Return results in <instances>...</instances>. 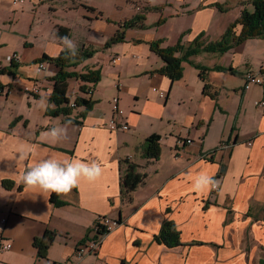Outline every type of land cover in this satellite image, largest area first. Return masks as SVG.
Segmentation results:
<instances>
[{
  "label": "crops",
  "instance_id": "crops-1",
  "mask_svg": "<svg viewBox=\"0 0 264 264\" xmlns=\"http://www.w3.org/2000/svg\"><path fill=\"white\" fill-rule=\"evenodd\" d=\"M137 2L146 10L159 7L151 12H160L155 23L165 18L158 26L162 30L153 35L148 28H130L124 44L76 67L102 71L101 80L89 84L94 107L78 124L40 108L42 100L50 104L49 77L59 69L47 62L40 70L34 60L61 53L60 26L71 29L69 39L75 27L82 33L77 48L104 47L110 36L88 27L93 18L85 11L94 10H83L82 0H0V220L6 217L4 235L13 242L11 250L0 251V264L264 262V105H258L264 87L246 79L248 72L264 74V38H250L227 53L193 55L176 81L158 71L165 63L150 46L159 38L165 47L174 45L183 34L186 45L202 33L205 41H217L244 8L254 6L251 0ZM60 4L67 17L56 20ZM115 56L120 62H112ZM71 80L70 99L86 96L80 80L70 93ZM114 97L128 130L110 126ZM56 126L67 127L60 140L48 134ZM152 134L161 136L157 160L145 155ZM21 148L30 154L21 157ZM50 156L95 160L104 172L96 181L82 179L68 193L23 184L24 172ZM202 173L216 180L217 190H195ZM5 179L15 185L6 189ZM125 181L134 187L127 189ZM57 200L62 203L55 205ZM105 216L119 220L118 227L105 235L98 253L79 258L77 249L97 233L96 223ZM167 220L181 231L180 246L155 239ZM47 230L56 237L47 256L40 257L34 240Z\"/></svg>",
  "mask_w": 264,
  "mask_h": 264
},
{
  "label": "trees",
  "instance_id": "trees-1",
  "mask_svg": "<svg viewBox=\"0 0 264 264\" xmlns=\"http://www.w3.org/2000/svg\"><path fill=\"white\" fill-rule=\"evenodd\" d=\"M135 4H138L137 0H130ZM254 8L249 10L244 8L241 15L225 31L222 38L214 42L205 41L204 33L194 38L188 45L183 42V37L180 36L174 45L164 46L163 39L159 38L150 42L153 52L158 54L164 61V67H161L158 71L163 75L168 76L173 81L181 80L183 78V63L189 61L191 56L198 55L202 52L210 53H227L234 46L244 43L250 38H264V0H251ZM245 5L246 2H243ZM220 10H225L226 6L223 4H216ZM159 7H153L152 9H158ZM95 10V9H93ZM151 10V9H150ZM145 11L136 13L133 17L119 24L115 35L111 38V42H123L126 39L127 30L145 29L148 28L145 23L146 20ZM166 21L165 18H161L156 22L157 25ZM71 29L69 27L60 26L57 29V37H69ZM109 45V43L107 44ZM78 52L75 57L64 48L61 53L56 56H49L44 54L34 60V63L52 62L55 63L59 69L58 73L50 76L49 79L53 82V92L49 96L50 104L54 106L49 107L46 111L47 115L54 117L63 116L66 121L70 123L80 124V118L86 117L87 113L94 107L95 102L91 98L86 96H77L75 99L76 107H71V99L69 96V79L80 80L83 82L80 89L87 93L89 84L96 85L102 78L101 69L88 68L84 71L71 70L70 67H76L78 64L84 62L86 59L93 55L92 50L83 46L77 48ZM179 53V55H178ZM208 84H205V91L208 90ZM76 111V114L74 112ZM161 136L159 134L150 135L145 143V155L149 160H157L161 156ZM3 186L6 189H11L15 185L14 181L3 180ZM127 189L133 188V184L129 186L126 181ZM55 200V196L53 197ZM62 203V202H61ZM58 200L55 205L61 204ZM118 222H120L118 220ZM100 234V233H98ZM181 231L178 229L174 221L167 220L164 222L160 234L155 235V239L158 243L165 244L168 247H177L182 244ZM56 233L51 230H47L41 238H35L34 244L40 257H46L48 248L54 242ZM264 264V262H262Z\"/></svg>",
  "mask_w": 264,
  "mask_h": 264
},
{
  "label": "clouds",
  "instance_id": "clouds-1",
  "mask_svg": "<svg viewBox=\"0 0 264 264\" xmlns=\"http://www.w3.org/2000/svg\"><path fill=\"white\" fill-rule=\"evenodd\" d=\"M64 48L75 57L77 55V46L68 37L61 38ZM51 107L46 100H42L40 108L44 111ZM51 138L60 140L67 135V127L56 126L49 130ZM30 154V149L21 148V157ZM104 168L95 160L85 161L81 158L73 157L71 159H58L50 156L46 159L36 162L30 166L22 176V183L29 187H38L43 191L57 194L68 193L74 187H77L82 179L90 182L96 181L103 175ZM194 188L197 192H208L217 190L216 180L202 173L196 177Z\"/></svg>",
  "mask_w": 264,
  "mask_h": 264
},
{
  "label": "rangeland",
  "instance_id": "rangeland-1",
  "mask_svg": "<svg viewBox=\"0 0 264 264\" xmlns=\"http://www.w3.org/2000/svg\"><path fill=\"white\" fill-rule=\"evenodd\" d=\"M70 1L74 2V0H70ZM75 1L77 3V0H75ZM82 1L84 2V9L83 10H87L86 7L91 8V9H95L94 11H85L86 13H88V15L90 17L93 18L92 21L88 20V27L89 28L92 27L93 30H100L105 35L110 36V38L108 39V41L104 45V47L97 46L98 44L97 45H91V47L85 46V47L89 48L90 50L94 51L93 55L90 58L86 59L87 62H89V63L96 61V56H97L99 51H102V52L104 51L105 53L110 52L117 45L120 46V44H122V43L124 44L125 41L119 42V43L118 42H115V43L111 42V38L115 35L117 29L119 28L120 23L124 22L125 20L130 19L131 17H133L138 12L145 11L146 18H147L145 20V23L147 24L148 29L150 30V31L148 30L147 33L154 35V34H158V32H156L157 29L162 30V28H159L158 27L159 25H157L154 22L156 20V18H158V14L160 12H151V11H156V10H154V9L146 10L145 7L142 8L141 6H139L138 4H135L132 1H130V2H129V0H82ZM137 5L140 8L139 10L137 9ZM62 7H63V4H60L59 6L57 5V8H59L60 12L58 14V17H54V19L63 20L64 18L67 17V12L63 11ZM147 11H149L150 13L147 14ZM133 12H134V15H132ZM76 17H77V15H76ZM81 17L83 18V16H81ZM81 17H79V18H81ZM160 19H158V20H160ZM158 20H157V22H158ZM81 34L82 33L78 30V28L75 27L73 30V33L71 35L70 40H72L76 46L78 45V43L80 41H82V35ZM108 43H109V45H107ZM80 47H83V46H80ZM116 54L117 53L112 52L111 56H114ZM9 60H10V58H9ZM12 62H13V60H10V63H12ZM76 67H73V68L70 67L69 69L76 70ZM77 71H79V70H77ZM75 80H76V78L71 80L72 83H70V93H73L72 89L73 90L76 89ZM90 85L94 86V84H90ZM0 89L4 92L3 87L0 86ZM92 90H93V88H92ZM3 92H1V93H3ZM92 93L89 94V92H87L86 98L87 97L90 98ZM3 236H5V235L3 234ZM6 239H8V238H6Z\"/></svg>",
  "mask_w": 264,
  "mask_h": 264
},
{
  "label": "built area",
  "instance_id": "built-area-1",
  "mask_svg": "<svg viewBox=\"0 0 264 264\" xmlns=\"http://www.w3.org/2000/svg\"><path fill=\"white\" fill-rule=\"evenodd\" d=\"M26 0H12L13 4H22ZM140 8L138 7V10ZM17 55H13L10 58V60H15ZM113 63H118L120 62V58L118 56H115L112 58ZM47 62H40L37 63L38 69L43 70L45 68ZM246 79L248 83H254L255 85L263 86L264 87V74H255L253 72H248L246 74ZM27 90H29L27 88ZM155 91L159 92L162 97H165V93L163 91H159L158 89L154 88ZM3 92L0 89V93ZM89 94L93 92L92 88L88 90ZM113 106H114V113L115 115L110 121V126L113 129H121V130H128L130 125L128 122L124 121L122 116H123V110L119 106V100L118 98L114 97L112 99ZM258 105H264V102L261 104L258 103ZM71 107H76V102L75 99L72 101L71 100ZM251 144V143H250ZM7 219L6 217H2L0 220V251H9L12 249L13 242L9 239H6L5 236H3L5 227H6ZM119 225L118 220H114L111 217L105 216L99 218V220L96 223V232L92 237H90L88 240L85 242L81 243L79 248L77 249V255L79 258H82L86 254L90 253H98L99 249H101L104 237L106 234L110 233L112 230L114 231ZM100 233V234H98Z\"/></svg>",
  "mask_w": 264,
  "mask_h": 264
}]
</instances>
